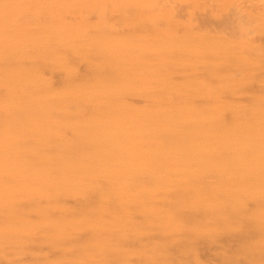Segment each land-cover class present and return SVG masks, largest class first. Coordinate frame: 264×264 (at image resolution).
Segmentation results:
<instances>
[{"label":"rangeland","instance_id":"374dc122","mask_svg":"<svg viewBox=\"0 0 264 264\" xmlns=\"http://www.w3.org/2000/svg\"><path fill=\"white\" fill-rule=\"evenodd\" d=\"M0 264H264V0H0Z\"/></svg>","mask_w":264,"mask_h":264},{"label":"bare ground","instance_id":"6f19581e","mask_svg":"<svg viewBox=\"0 0 264 264\" xmlns=\"http://www.w3.org/2000/svg\"><path fill=\"white\" fill-rule=\"evenodd\" d=\"M201 173H202V172H201ZM201 176H202V174H201ZM203 176H204V174H203ZM203 176H202V177H203ZM200 178H201V177H200ZM239 262H241V261L239 260Z\"/></svg>","mask_w":264,"mask_h":264}]
</instances>
